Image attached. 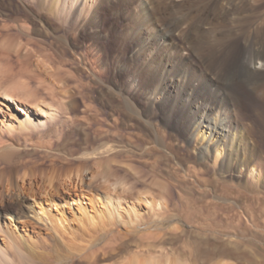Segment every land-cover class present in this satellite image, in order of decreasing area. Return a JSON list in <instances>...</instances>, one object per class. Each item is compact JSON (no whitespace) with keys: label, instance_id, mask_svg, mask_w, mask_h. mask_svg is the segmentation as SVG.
<instances>
[{"label":"bare ground","instance_id":"6f19581e","mask_svg":"<svg viewBox=\"0 0 264 264\" xmlns=\"http://www.w3.org/2000/svg\"><path fill=\"white\" fill-rule=\"evenodd\" d=\"M121 1L126 8L132 2ZM117 2L112 11L118 9ZM249 2L149 1L152 11L165 22L160 36H147L151 47L159 48L140 85L154 88L167 78L174 91L163 89L154 98L150 94L149 106L160 105L164 122L179 131L178 138L160 130L150 114L140 112L133 101H120V107L143 121L147 129L125 135L122 121L115 119L108 131L99 133L105 142L91 153L75 155L78 163L49 174L41 187L29 185L25 179L12 184L9 199L0 203V218L5 216L4 224L0 223V233L4 232L0 235V264H58L57 249L77 238L83 244L79 264H105L115 258L128 247L126 238L115 230L123 222L122 201L133 219L141 213L136 201L130 204L119 192H135L137 202L149 205L152 213L177 217L199 229H231L233 216L244 218L245 229H264V135L259 134L249 112L243 118L241 114L243 105V111L257 107L255 95H264V12L255 11L260 13L255 15L251 11L254 17H248ZM96 10L103 9L98 5ZM148 10L146 6L144 15L130 16L141 26L156 30L153 13ZM98 35L100 32L89 38ZM12 42L4 41L0 50ZM97 49L101 51L96 43ZM179 49L194 58H184ZM15 96L6 93L4 100L20 127L36 128L31 113L42 119L55 117L52 106L35 104L30 111V104L20 99L23 96ZM129 181L133 183L127 188ZM73 223L79 225L80 234ZM7 225L9 228L3 229ZM42 230L52 240L43 237ZM227 245L221 252L224 257L230 254ZM254 252L247 254L248 258L264 262V255ZM126 264L184 263L171 254L164 261L150 259L147 263L135 255Z\"/></svg>","mask_w":264,"mask_h":264},{"label":"rangeland","instance_id":"374dc122","mask_svg":"<svg viewBox=\"0 0 264 264\" xmlns=\"http://www.w3.org/2000/svg\"><path fill=\"white\" fill-rule=\"evenodd\" d=\"M97 1L0 0V45L9 39L13 41L0 50V74L4 72L0 75V107L3 111L0 113L1 204V201L9 199L13 185L22 183L21 180H27L29 185H43L49 174L54 171L60 173L78 163L75 155L93 152L106 141L100 137V131H108L115 119L122 121L121 129L125 135L145 131L147 127L143 121L120 107L119 102L122 103L123 99L133 101L140 112L150 114L151 121L158 124L160 130L178 138L179 131L164 122L160 105L149 106L150 94L154 98L163 89L174 91L167 85V78L155 84L154 88L140 85L149 75L144 72L159 48L157 45L151 47L153 43L147 36H160L164 18L152 11L150 0H131L127 8L121 0ZM116 1L118 9L115 12L112 7ZM249 1L248 17L264 12V0ZM98 5L107 12L96 10ZM146 6L149 13H153L156 30L141 26L137 19L130 16L132 13L144 15ZM251 11H254L253 15ZM99 32L100 36L96 39L89 38ZM176 40L180 41L178 33ZM96 43L101 48L100 52L99 49L95 51ZM178 52L184 58L192 55L185 49ZM54 81L59 82L56 84ZM175 82L172 81V84ZM6 93L17 94L15 97L18 98L23 96L20 99L30 104L27 105L30 111L34 110L32 107L35 104L52 106L55 117L42 119L31 113L36 128L20 127L4 100ZM253 104L257 107L248 111H243L246 105L242 106V118L249 112L260 129L259 134L264 135V95H255ZM132 183L129 181L127 188ZM134 193H117L132 205L136 201V210L141 213L139 218L133 219L127 210L129 206L122 201L123 222L115 230L126 238L128 247L105 264H126L135 255L144 263L150 259L164 261L171 254L184 264H264L262 260L253 261L247 256L253 251L256 255H264V229H245L243 217L233 216L231 229H199L197 225L177 217L152 213L149 205L137 202L139 197ZM148 194L149 198H155ZM4 218V215L1 216V224H4ZM73 224V229L79 233V225ZM8 228V225L3 227ZM41 233L50 240L51 236L46 235V231ZM77 239H69L64 248L57 249L58 264H79L83 244L79 242L80 238ZM226 243L230 251L228 257L221 255ZM247 244L252 246L251 249L247 248Z\"/></svg>","mask_w":264,"mask_h":264}]
</instances>
